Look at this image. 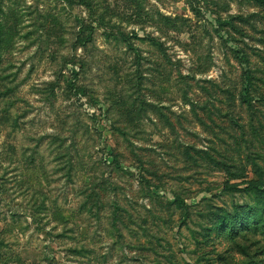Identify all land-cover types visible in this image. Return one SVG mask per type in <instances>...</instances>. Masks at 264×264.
Here are the masks:
<instances>
[{
  "label": "rangeland",
  "instance_id": "rangeland-1",
  "mask_svg": "<svg viewBox=\"0 0 264 264\" xmlns=\"http://www.w3.org/2000/svg\"><path fill=\"white\" fill-rule=\"evenodd\" d=\"M0 264H264V0H0Z\"/></svg>",
  "mask_w": 264,
  "mask_h": 264
}]
</instances>
